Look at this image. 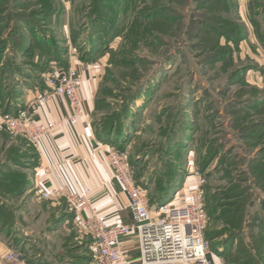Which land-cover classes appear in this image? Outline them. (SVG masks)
I'll return each mask as SVG.
<instances>
[{
    "label": "rangeland",
    "instance_id": "obj_1",
    "mask_svg": "<svg viewBox=\"0 0 264 264\" xmlns=\"http://www.w3.org/2000/svg\"><path fill=\"white\" fill-rule=\"evenodd\" d=\"M98 50V129L127 116L113 129L135 137L131 162L155 181L152 197L196 187L200 170L216 263L264 264V0H0V105L28 106L30 91ZM8 165L6 178L25 179ZM29 244L12 241L21 253Z\"/></svg>",
    "mask_w": 264,
    "mask_h": 264
},
{
    "label": "crops",
    "instance_id": "obj_2",
    "mask_svg": "<svg viewBox=\"0 0 264 264\" xmlns=\"http://www.w3.org/2000/svg\"><path fill=\"white\" fill-rule=\"evenodd\" d=\"M106 57L91 52L85 61L74 58L72 63L81 77L79 91L86 105V116L75 125L59 126L45 136L40 143V152L25 139L0 128V200L9 204L18 225L16 229L0 230V264H97L93 242L76 225L67 200L54 195L44 197V192L63 185H69L78 193L84 187H90L91 200L110 222L116 216L126 222L132 221L127 208L129 196L116 182L106 151L110 147H119L126 139L129 140L126 148H130L135 137L129 131L118 134L114 128L108 139V135L103 136L104 130L98 129L99 118L106 115L99 105L104 70L108 66ZM45 87L30 91L22 103L34 102L37 118L42 121H58L69 115L71 107L65 97L50 95L47 100H40L46 91L50 92ZM9 159L12 166L20 165L16 167L23 170L25 179L5 178ZM147 176L145 173L140 181L149 184L152 197L155 181L148 180ZM186 183L184 187L190 189ZM19 234L24 239L26 236L30 244L28 249H22L21 259L10 261L6 253L19 251L12 245ZM67 249L71 252H65ZM124 250L129 261L138 258L136 235L125 238ZM28 252L32 256L25 258ZM40 260L43 263L38 262Z\"/></svg>",
    "mask_w": 264,
    "mask_h": 264
},
{
    "label": "built area",
    "instance_id": "obj_3",
    "mask_svg": "<svg viewBox=\"0 0 264 264\" xmlns=\"http://www.w3.org/2000/svg\"><path fill=\"white\" fill-rule=\"evenodd\" d=\"M80 74L73 64L53 73L47 79L50 95L65 97L71 107L69 115L58 121L37 118L34 102L20 107L17 113H3L0 108V128L28 141L40 152L41 140L62 125H75L86 116L85 102L80 94ZM114 178L129 196L127 208L132 221L116 216L110 222L91 200V188L86 186L78 193L69 185L44 192V197H63L69 204L75 223L93 242L97 264H217L210 257V240L205 235L208 224L205 178L200 170L193 173L198 178L194 188L179 190L168 202L154 204L149 188L136 176L129 148L110 147L107 151ZM122 209V207H120ZM136 235L139 256L129 261L124 250V240ZM10 261L22 258L19 251H8Z\"/></svg>",
    "mask_w": 264,
    "mask_h": 264
},
{
    "label": "trees",
    "instance_id": "obj_4",
    "mask_svg": "<svg viewBox=\"0 0 264 264\" xmlns=\"http://www.w3.org/2000/svg\"><path fill=\"white\" fill-rule=\"evenodd\" d=\"M94 3H95V8H96V11H98L99 12V10L102 8V10H103V14L104 13H107V10H106V6L105 5H99V2H95L94 1ZM100 27L103 29V30H107L108 28H109V30H111V28L109 27V26H106L105 25V22L103 21V25H100ZM33 28V27H32ZM30 31H33V29L31 30V29H29ZM77 30V29H76ZM101 31V30H100ZM74 32H77V31H74ZM103 34V33H102ZM78 35V34H77ZM106 35V34H105ZM35 38V41H36V43L37 42H40V41H43L42 39H39L40 37H34L33 36V39ZM105 38V36L103 35V38L102 39H98V41L100 42V43H103L105 46H107L108 44H110V42L111 41H113L114 40V38H113V36L111 37V39H109V40H105L104 39ZM72 39L74 40V41H77V37L75 36V35H73L72 36ZM34 41V42H35ZM98 41H96L97 43H99ZM50 47V46H49ZM53 51H51V50H49V49H46L45 50V52L43 53V59L42 60H44V62H45V59H47L48 61L53 57V58H55L54 56H53V54L51 55V53H52ZM46 53V54H45ZM98 54H101V52L98 50V52H97ZM52 56V57H51ZM51 57V58H50ZM57 59H58V57H57ZM61 60V59H60ZM46 63V62H45ZM68 65V64H67ZM14 101H6V102H4V104H1L0 106H1V109H2V111H3V113H17L18 112V110H19V106H18V99H13ZM124 118L126 119L127 118V116L126 115H121L120 116V118L119 119H113V118H111V120H109V122H108V125L106 126V129L103 131L104 133H103V136L105 137V135H108V139H110L109 138V136H111V132H112V130H113V127H114V125H115V123L116 122H121V123H123L124 122ZM120 123V124H121ZM117 133L118 134H122V129H121V127H119V129L117 130ZM107 137V136H106ZM128 142H129V140L128 139H126V140H124L120 145H119V148H125L126 147V145L128 144ZM5 178H6V174H5ZM138 178V177H137ZM6 179H8V178H6ZM9 179H13V178H9ZM138 180L140 181V178H138ZM153 198H154V200H153ZM165 200L166 199H164V197L162 196V193H161V191L159 190L158 192H157V194H156V196H154V197H152V202L154 203V204H160V203H163V202H165ZM11 207L9 206V204L7 205V203H4V202H2L1 200H0V230H3L4 228H8V230L9 229H11L12 227H13V222H14V220L16 219L15 218V216L13 215V213L11 212ZM207 237V236H206ZM210 257L212 258V259H214V255H213V253H210Z\"/></svg>",
    "mask_w": 264,
    "mask_h": 264
}]
</instances>
